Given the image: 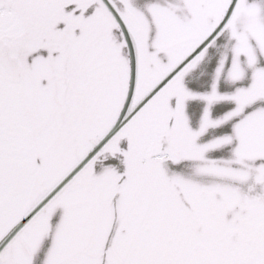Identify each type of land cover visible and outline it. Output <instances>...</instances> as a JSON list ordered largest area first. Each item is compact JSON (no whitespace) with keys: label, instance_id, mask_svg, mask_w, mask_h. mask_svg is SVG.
<instances>
[{"label":"snow or ice","instance_id":"6c2138e0","mask_svg":"<svg viewBox=\"0 0 264 264\" xmlns=\"http://www.w3.org/2000/svg\"><path fill=\"white\" fill-rule=\"evenodd\" d=\"M0 264H264V0H0Z\"/></svg>","mask_w":264,"mask_h":264}]
</instances>
